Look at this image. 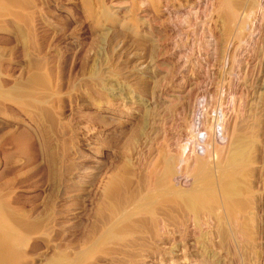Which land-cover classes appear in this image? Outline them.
Returning <instances> with one entry per match:
<instances>
[{
	"label": "rangeland",
	"instance_id": "374dc122",
	"mask_svg": "<svg viewBox=\"0 0 264 264\" xmlns=\"http://www.w3.org/2000/svg\"><path fill=\"white\" fill-rule=\"evenodd\" d=\"M14 1L0 12L1 222L35 238L10 264H264V0L240 36L211 0L153 7L149 22L136 0ZM150 110L160 127L144 122ZM233 129L251 145L247 217L163 214L129 239L106 226L156 154L185 157L173 183L186 189L193 159L216 163Z\"/></svg>",
	"mask_w": 264,
	"mask_h": 264
},
{
	"label": "bare ground",
	"instance_id": "6f19581e",
	"mask_svg": "<svg viewBox=\"0 0 264 264\" xmlns=\"http://www.w3.org/2000/svg\"><path fill=\"white\" fill-rule=\"evenodd\" d=\"M137 1L138 0H136V3H139L140 6H146V9L145 7H141L140 9L142 11V9L144 8L147 11L146 14H144V17H147L146 21L147 19H149L148 20L149 22L150 20L151 21L154 20L152 19L153 15L151 14L152 13L151 8L154 7L155 8L154 10H156L155 12L160 14L163 12V9H161L162 6L166 7L168 5H173L174 7L176 6L179 7L184 5V2L187 3L190 0H139L138 2ZM14 2H15L14 0H0V12L1 10L2 12L7 10L10 11L13 8V6L16 7V5H14ZM210 5H212L215 11L221 14V16H219L220 18H222L221 21L223 20L221 24H223L222 25L223 27H226L227 32H230L231 34H235V35L237 34V36L239 34L242 35V32H244V29L247 25L246 19L249 17L248 14H250L252 11L254 12V10H256L259 6L257 0H211ZM11 6L12 8L9 10ZM261 10L264 15V10L263 9ZM6 14H8V12ZM8 15L11 16V13ZM99 15L105 17V19H108L110 17L109 13L105 11L100 12ZM218 15L219 14H217V16ZM4 17L5 16L1 18ZM185 95H182L184 96V98L183 97L182 98L184 102L188 104L191 95H187V94ZM0 96H9V94H2L0 91ZM171 101H173V99ZM184 102L181 101L180 103H184ZM172 105L174 106V103ZM167 107L168 109H171L169 108L170 107L169 105ZM154 111L158 112L156 110ZM154 111H152V114H154L153 113ZM152 114L150 110V114L146 115L145 117L147 118V116L149 117V115H151L152 117H150V119L147 118L146 120H144V122L151 126L153 125L160 127V125H156V123L155 124L153 122L148 123L149 122L147 121L148 119L154 120L156 117ZM156 115H159V113ZM219 121H223V118L216 117L214 119V122L207 125L206 129H208L207 131L210 137L214 135L215 127H217V135L220 136L222 134V131H220L221 127H219ZM232 128H236V127H234L233 125ZM156 136L154 135V137ZM156 138H160V137H156ZM205 138L206 136L203 137V140ZM153 140L156 141L157 139L155 138L152 139V137L151 138L148 137L147 143L149 141L152 142ZM149 145L152 146L151 144ZM250 148H251L250 143L247 140L242 139L241 136L237 134L236 129L235 130L233 129L232 132L230 133V137L223 151L215 150L216 148L212 149L216 155L221 156V159L218 158L219 160H217L216 163L213 164L209 163L207 159H203L199 157H195L193 159V162L190 165L191 166L190 171L192 173L193 180L191 186L189 188L187 187L186 189L178 187L176 186L175 183H173L177 175L178 174L180 175V173L177 172V167L181 164V162L182 164L183 163L185 164L187 162V160H185V157L182 158L183 156L182 155L178 159H174L171 155L168 154L166 155H164L163 153L156 154L155 156L157 158H155V160L151 162L150 167H147L146 169L147 179L143 182L144 183L143 189L140 190V192L134 193L132 194V196L128 197V203L126 205H122L124 206L123 208L121 206H119L120 209L117 208L119 204H117V206L116 205L111 206V215H110L111 219L108 218L109 221H106V223H108L106 224V226L109 224L111 225L110 227L113 226L114 228L126 226V228L124 227L125 229L119 228L117 230L120 231L123 230L122 234L127 237V233L130 229H131L130 230L131 233L132 228L135 230V228L142 229L144 227L146 228L148 226H153L155 222L159 221L161 215L163 214L171 215L174 212L184 213L185 217L186 218L188 217L187 219H190L193 222H197V221L199 222V218H200L199 216L202 215L201 213H203L207 219L210 218L216 220L217 219L225 220L232 217L233 219L247 217L252 208V207L248 208L247 205L250 192L245 188H241L239 177L242 175H246V173H248L247 172L249 170L248 165L251 159V158L249 159V155H248V152H250ZM150 155L151 154H148V156ZM114 185L115 182L112 181V183L107 186L104 193L105 197L109 198V196H112L113 193H115ZM220 211H222V213H220ZM5 218L6 215L4 214L0 206V222ZM162 218L164 219L165 216ZM228 221L229 220H227V222ZM168 222L169 220L165 219L163 224L170 225L167 224ZM26 225L27 223L21 224V226H26ZM29 225L32 226L33 224L30 223ZM110 227L108 228L106 227V228L109 229ZM106 228H104V230ZM126 229L129 230L127 232L125 231L126 232L125 234L124 230ZM105 231L108 232L107 230ZM101 232L103 233V231ZM102 233L99 232V234ZM34 235H36V233ZM114 235L115 236L121 235V233L118 234L116 233ZM123 235H121V237ZM130 235L134 236L133 233L128 234V236ZM99 236L100 235H98V238L100 239L104 237L106 240H109L112 238L113 234L111 235V237L108 234L106 235V237L107 236L110 237L109 239L106 238L105 235L100 237ZM125 236L123 237L125 238ZM33 238H35V236L33 237L32 234H26L21 229V227L20 229H18L17 226L13 227L5 224L2 226V222H1L0 223V264H10V261L13 258V256L14 257L18 256V254L20 253L19 252L20 249L28 246V244L31 242ZM117 238L120 239V237L118 236ZM124 238H122V240ZM127 238L129 239V237ZM130 238H132V236ZM120 241L121 240H119V242ZM131 242H133V240ZM173 247H175V245H173ZM46 264H68V260L62 254H57V256L55 257L52 256L50 260L46 262Z\"/></svg>",
	"mask_w": 264,
	"mask_h": 264
}]
</instances>
